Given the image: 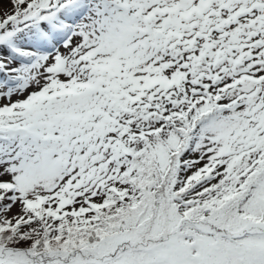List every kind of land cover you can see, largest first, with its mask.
Masks as SVG:
<instances>
[{
	"label": "snow or ice",
	"instance_id": "6c2138e0",
	"mask_svg": "<svg viewBox=\"0 0 264 264\" xmlns=\"http://www.w3.org/2000/svg\"><path fill=\"white\" fill-rule=\"evenodd\" d=\"M0 264H264V0H0Z\"/></svg>",
	"mask_w": 264,
	"mask_h": 264
}]
</instances>
